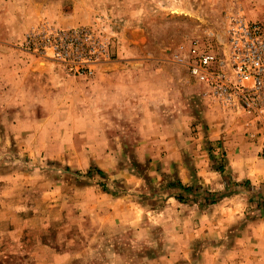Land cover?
Segmentation results:
<instances>
[{
    "label": "rangeland",
    "instance_id": "obj_1",
    "mask_svg": "<svg viewBox=\"0 0 264 264\" xmlns=\"http://www.w3.org/2000/svg\"><path fill=\"white\" fill-rule=\"evenodd\" d=\"M238 17L264 22V0H0V264L226 257L230 222L256 219L264 194L232 178L241 154L224 135L209 137L227 126L239 147L244 120L183 58ZM84 29L90 41L66 61L42 41Z\"/></svg>",
    "mask_w": 264,
    "mask_h": 264
},
{
    "label": "built area",
    "instance_id": "obj_2",
    "mask_svg": "<svg viewBox=\"0 0 264 264\" xmlns=\"http://www.w3.org/2000/svg\"><path fill=\"white\" fill-rule=\"evenodd\" d=\"M42 41L66 61L75 49L79 53L90 37L85 29L56 31L45 34ZM183 63L205 96L244 120L247 136L264 138L263 21L238 17L231 20L220 39L194 37ZM92 73L91 67L83 71L86 75Z\"/></svg>",
    "mask_w": 264,
    "mask_h": 264
},
{
    "label": "crops",
    "instance_id": "obj_3",
    "mask_svg": "<svg viewBox=\"0 0 264 264\" xmlns=\"http://www.w3.org/2000/svg\"><path fill=\"white\" fill-rule=\"evenodd\" d=\"M243 124V123H242ZM226 126V125H225ZM243 126V125H242ZM227 127V126H226ZM226 127L220 128V127H213L211 128V134L210 138L213 139H218L220 138V135L223 134L224 138L227 140L226 141V147H228V154L232 153H239L241 154V159L240 163L235 162V164H232L230 167V170L232 171L231 176L234 180H242L244 178L251 179L253 181V184H258L259 189L254 187L253 185V193L255 192H260V194H264V138H252L250 136H239L240 139H243L241 141V144L239 147L237 146L238 143L235 141V135L234 131L232 129H228ZM226 128V129H225ZM213 130V131H212ZM223 131L221 133V131ZM244 130V126H243ZM245 132V131H244ZM237 134V133H236ZM171 138H168V143L171 144V139L175 138V136L171 135ZM242 137V138H241ZM172 139V140H173ZM256 144L251 143L250 141H257ZM229 156V155H228ZM261 186V187H259ZM258 198V197H257ZM264 200V199H263ZM235 213V214H234ZM250 213H255V216L253 215L250 220H245L244 223H247L245 226H237L234 225V222L237 221H229L227 220V223H231L227 227V234H231L232 236V242H226V252L224 258H216V257H211V260L217 261L215 264H264V253H256L252 254L253 251L257 250V247L255 245L260 244L261 246H264V215H262V209L260 208L259 211L255 210V212H250ZM262 213V214H261ZM227 214H231V218H247L245 210L243 212L239 211H228ZM249 214V212H248ZM259 214V216H258ZM230 218V217H229ZM229 231V232H228ZM235 235H243V237H236ZM234 237V238H233ZM244 238V240H243ZM236 239V241H235ZM246 241L247 245L249 247H244L247 248V250L252 251L246 253L244 251L245 249L243 247H238V241L240 240ZM246 243L243 242L239 243V245H245ZM250 243V245L248 244ZM255 246V247H253ZM264 249V248H263ZM264 251V250H263ZM258 254H261L262 257H260Z\"/></svg>",
    "mask_w": 264,
    "mask_h": 264
},
{
    "label": "trees",
    "instance_id": "obj_4",
    "mask_svg": "<svg viewBox=\"0 0 264 264\" xmlns=\"http://www.w3.org/2000/svg\"><path fill=\"white\" fill-rule=\"evenodd\" d=\"M180 186H182V184H179ZM193 187L192 186H185V189L186 190H191ZM200 190V189H199ZM206 190V189H205ZM206 193H210V192H208L207 190L205 191ZM178 199H180V200H185L184 199V197H182L181 195L180 196H178ZM212 202H215V200L214 201H212ZM260 208L262 209V213H263V215H264V200L263 201H260Z\"/></svg>",
    "mask_w": 264,
    "mask_h": 264
}]
</instances>
